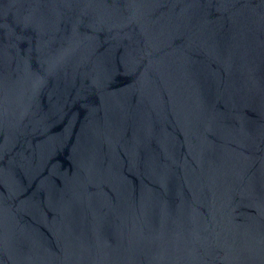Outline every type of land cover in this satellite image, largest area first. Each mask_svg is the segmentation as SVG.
Returning a JSON list of instances; mask_svg holds the SVG:
<instances>
[{"label":"water","instance_id":"water-1","mask_svg":"<svg viewBox=\"0 0 264 264\" xmlns=\"http://www.w3.org/2000/svg\"><path fill=\"white\" fill-rule=\"evenodd\" d=\"M0 264H264V0H0Z\"/></svg>","mask_w":264,"mask_h":264}]
</instances>
